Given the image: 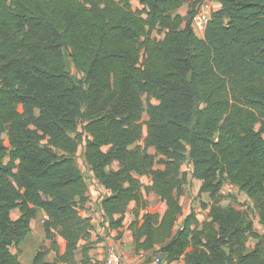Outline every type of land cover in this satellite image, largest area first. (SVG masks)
Wrapping results in <instances>:
<instances>
[{
	"label": "trees",
	"instance_id": "16d2710c",
	"mask_svg": "<svg viewBox=\"0 0 264 264\" xmlns=\"http://www.w3.org/2000/svg\"><path fill=\"white\" fill-rule=\"evenodd\" d=\"M186 1L0 0V264H23L12 247L41 209L53 247L56 233L67 246L54 261L42 246L30 264H76L79 251L81 264H101L90 253L92 217L80 212L90 199L75 158L84 139L86 163L111 192L102 199L110 227L136 203L138 253L167 264H264L253 220L256 211L264 224V0H216L203 37L191 26L201 0L187 21L176 12ZM114 161L120 168L108 169ZM187 162L212 199L210 219L192 211L179 226ZM141 176L164 213L142 214ZM227 182L251 206L223 195Z\"/></svg>",
	"mask_w": 264,
	"mask_h": 264
},
{
	"label": "crops",
	"instance_id": "0c3cea01",
	"mask_svg": "<svg viewBox=\"0 0 264 264\" xmlns=\"http://www.w3.org/2000/svg\"><path fill=\"white\" fill-rule=\"evenodd\" d=\"M139 5H141L140 0H137ZM198 0H187L185 4L179 8L176 12L180 13L185 21L190 17L191 5ZM217 8L221 7V3L216 0H212ZM121 164L118 161H114L108 169H118ZM184 170L188 173V183L184 187L183 194L181 196V203L183 206V212L179 215L178 225H182L185 217L195 211L197 217L201 223L210 219V203L212 201L209 193L201 192L202 181L196 179L192 175L193 165L190 163L189 166H184ZM142 181V191L147 198V206L142 210L144 212H158L164 213L166 210V202L163 201L160 195L153 194L148 195L146 192V186L152 184V179L148 176H141ZM98 190H93L90 193V199L81 206L80 212L83 216L92 217L93 230L91 236V256L94 260L99 261L101 264L104 263V258L109 246L116 247L118 251L123 255L126 264H152L154 258L159 255L155 251H147L138 253L136 250L135 239L132 230L129 228L131 222L135 219L134 207L135 202H132L125 214L124 225L120 228H111L109 223V218L105 216L102 199L109 195L111 192L105 188L97 180ZM99 190L102 192V196H99ZM238 200L244 203V208L251 206V200L245 193L238 194ZM203 203L208 204L207 207L203 206ZM19 210L16 209L12 212V217L17 218ZM46 212L44 210H39L38 215L33 219L31 224V231L28 233L23 242L20 243L18 247H12L13 252L19 251V258L23 264H30L38 250L45 246L48 250L45 259L47 261H54L57 257L58 252H65L67 242L66 239L60 234L56 233L54 241L56 242V248L53 247V240L48 239L44 227V218ZM253 220L256 230L264 235V224L261 223L259 215L256 211L253 213ZM83 240L82 243H86ZM257 243V239L251 238L248 242L249 248H253ZM77 263L81 264L82 253L79 251L76 254ZM69 264V263H63ZM167 264V263H166ZM170 264H185V260L181 259Z\"/></svg>",
	"mask_w": 264,
	"mask_h": 264
},
{
	"label": "built area",
	"instance_id": "2783aa9c",
	"mask_svg": "<svg viewBox=\"0 0 264 264\" xmlns=\"http://www.w3.org/2000/svg\"><path fill=\"white\" fill-rule=\"evenodd\" d=\"M217 9L219 8H217V5L212 0H203L199 3V5L196 8L197 12L191 18V26L197 35L201 37L204 36L207 25L213 13ZM87 183L90 188V192H89L90 194L93 191L92 186L97 184V179L94 177L93 184L89 183L88 180ZM221 193L223 195L234 194L237 196L239 194L237 187H235V185L230 182L225 183V185L221 189ZM46 217L47 215L45 216V218ZM102 264H126V263L124 261L123 255L118 251V249L116 247L109 246L107 250V256L104 260V263ZM152 264H166V263L160 257H155L154 260L152 261Z\"/></svg>",
	"mask_w": 264,
	"mask_h": 264
},
{
	"label": "rangeland",
	"instance_id": "374dc122",
	"mask_svg": "<svg viewBox=\"0 0 264 264\" xmlns=\"http://www.w3.org/2000/svg\"><path fill=\"white\" fill-rule=\"evenodd\" d=\"M201 1H203V0H201ZM132 5H133L134 8H141V5H139L137 0H132ZM159 35H161V33H159ZM65 54H66L67 67H68L69 72L75 77L76 80L82 82L84 80V74L76 66L73 58L71 57L70 51L65 49ZM144 99L146 101V107H147L148 106V103H147L148 102V98H147L146 95L144 96ZM143 119L144 120L148 119V113L147 112H144ZM145 130H146V127H145ZM4 137H5L6 141L8 142L7 134H4ZM84 145H85V139L83 140L82 143H80L79 149H78L77 154L75 155V158H76V162L78 163V165L82 169L83 173L85 174L88 182L93 184L94 183V175H93V172L91 171L89 165L86 163V160H85V157H84ZM105 149H107V147H105ZM151 152L154 153L155 152V148H152ZM185 166H189L190 167V162H187V164ZM92 190H98L96 184L94 186H92ZM102 195H103L102 192L99 190V196H102ZM106 256H107V252H106L105 258H106Z\"/></svg>",
	"mask_w": 264,
	"mask_h": 264
}]
</instances>
